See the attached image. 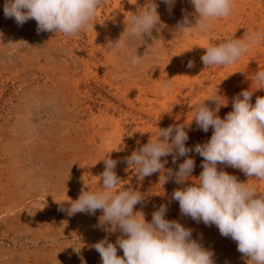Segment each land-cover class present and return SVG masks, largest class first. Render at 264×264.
Wrapping results in <instances>:
<instances>
[{
  "label": "rangeland",
  "instance_id": "obj_1",
  "mask_svg": "<svg viewBox=\"0 0 264 264\" xmlns=\"http://www.w3.org/2000/svg\"><path fill=\"white\" fill-rule=\"evenodd\" d=\"M147 2L102 0L90 21L94 27L67 36L38 32L35 20L17 25L5 17V0H0V264H102L94 245L101 240L115 244L123 234L100 223L101 210L72 215L69 209L82 189L103 190L99 176L108 153L118 161L119 187L144 196L134 211H143L146 221L167 205L165 219L192 229V239L213 252L214 264H248L250 258L237 251L235 241L215 225L182 215L172 199L174 190L190 186L202 172L198 153L193 150L175 163L172 155L161 158L167 161L165 175L194 159L192 179L184 183H176L173 175L163 184L160 172L141 181L126 158L156 139L158 128L187 125L194 106L203 101L215 109L209 98L226 103L219 106L223 119L243 90L254 91L253 105L264 97L255 84L256 73L264 70V40L230 66L206 68L201 60L207 46L264 33V0H233L229 17L213 21L206 32L193 28L186 34L178 27L185 17L195 24L190 0L171 5L153 0L160 23L151 36H128L131 15ZM122 34L124 46L114 48ZM135 55L143 60L133 67ZM185 131V146L191 149L213 133L194 120ZM217 167L264 193V180ZM117 255L123 257L118 245Z\"/></svg>",
  "mask_w": 264,
  "mask_h": 264
},
{
  "label": "clouds",
  "instance_id": "obj_2",
  "mask_svg": "<svg viewBox=\"0 0 264 264\" xmlns=\"http://www.w3.org/2000/svg\"><path fill=\"white\" fill-rule=\"evenodd\" d=\"M164 2L171 5L174 0ZM101 3L102 0H5L4 15L14 18L20 26L28 20H35L38 32L75 36L94 27L90 21L96 17ZM190 3L194 6L196 21L193 25L185 17L178 27L180 34L193 28L206 32L213 21L229 17L234 8L233 0H190ZM159 23L157 5L148 0L131 15L127 35L151 36ZM123 34L111 44L114 48L124 46ZM262 40L264 33L257 32L232 38L206 47L201 60L206 68L230 66ZM13 51H16L15 47ZM142 60L143 56L135 55L131 65L136 67ZM192 66L189 61L188 67ZM255 84L256 90L264 89V70L256 73ZM169 87L168 82L162 85L164 90ZM253 92L249 89L239 93L232 101L233 110L223 119L218 115L219 106H226V103L215 98H209L217 103L215 109L209 108L204 101L194 106V118L187 125L158 128L157 138L132 152L126 163L141 181L160 172L163 184L173 175L176 183H184L192 179L194 159H185L178 171L173 173L168 169L165 175L167 161L161 158L172 155L175 163L178 157H186L194 150L203 158L202 172L198 178L192 179L190 186L178 188L172 194V199L179 203L181 214L208 226L215 225L222 236L237 243L238 252L250 258L248 264H264V193L217 167L218 164L230 166L240 169L248 177L264 180V97H257L253 105ZM193 120L202 131L208 132L212 128L213 133L206 143L191 149L185 146L189 138L185 127ZM108 154L102 159L105 169L99 176L103 190L90 192L82 189L69 209L72 215L95 214L101 210L100 223L111 226L113 231L118 228L123 234L115 244L101 240L94 245L102 264H214L213 252L192 239V229L176 220L165 219L167 205H161L153 212L150 222L146 221L143 211H134L144 196L138 191L119 187L122 181L114 171L118 161ZM117 245L123 250V257L117 255Z\"/></svg>",
  "mask_w": 264,
  "mask_h": 264
},
{
  "label": "bare ground",
  "instance_id": "obj_3",
  "mask_svg": "<svg viewBox=\"0 0 264 264\" xmlns=\"http://www.w3.org/2000/svg\"><path fill=\"white\" fill-rule=\"evenodd\" d=\"M259 7V6H258ZM198 44H200V43H198ZM208 47V46H207ZM186 97V96H185Z\"/></svg>",
  "mask_w": 264,
  "mask_h": 264
}]
</instances>
